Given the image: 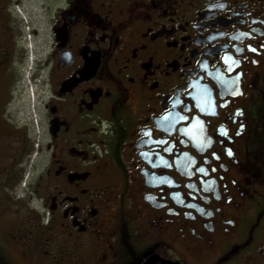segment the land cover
Here are the masks:
<instances>
[{
  "label": "flooded vegetation",
  "instance_id": "obj_1",
  "mask_svg": "<svg viewBox=\"0 0 264 264\" xmlns=\"http://www.w3.org/2000/svg\"><path fill=\"white\" fill-rule=\"evenodd\" d=\"M20 3L0 138L27 57L38 143L24 195L0 167V264H264V0H37L24 39Z\"/></svg>",
  "mask_w": 264,
  "mask_h": 264
},
{
  "label": "rangeland",
  "instance_id": "obj_2",
  "mask_svg": "<svg viewBox=\"0 0 264 264\" xmlns=\"http://www.w3.org/2000/svg\"><path fill=\"white\" fill-rule=\"evenodd\" d=\"M38 7L37 0H22L16 7V15L19 21L22 24V34L23 39L25 36H28V33L31 30L32 17L31 12L34 8ZM29 40V37H28ZM25 63L22 66L21 80L18 84L19 90L15 94V99L12 100L10 107H7L6 117L9 118L10 123H8V130L12 123H14L18 128H21L23 140L21 141L18 136H1L0 138V149L3 152H0V167L5 168L9 164V160L14 157H17V162L15 168L11 171L13 173L20 174L22 172V193L24 195L25 189L28 187L29 180L26 179L30 166L32 165L34 149L38 143V136L36 131L32 129L29 132L28 138L26 133L25 124L28 122H33L35 117L33 116V100L37 101V96L32 98V92L35 87L32 86L28 81V71H29V61L28 58H24ZM35 83L33 82V85ZM5 138V139H4ZM31 155V157H30ZM9 172V174H12Z\"/></svg>",
  "mask_w": 264,
  "mask_h": 264
},
{
  "label": "water",
  "instance_id": "obj_3",
  "mask_svg": "<svg viewBox=\"0 0 264 264\" xmlns=\"http://www.w3.org/2000/svg\"><path fill=\"white\" fill-rule=\"evenodd\" d=\"M143 264H180V263L163 259L159 255H153L149 257Z\"/></svg>",
  "mask_w": 264,
  "mask_h": 264
}]
</instances>
